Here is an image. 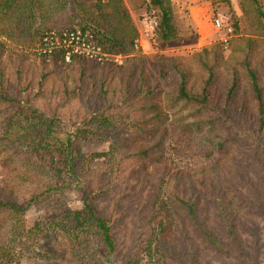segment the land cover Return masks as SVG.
Returning <instances> with one entry per match:
<instances>
[{"label":"trees","instance_id":"obj_1","mask_svg":"<svg viewBox=\"0 0 264 264\" xmlns=\"http://www.w3.org/2000/svg\"><path fill=\"white\" fill-rule=\"evenodd\" d=\"M142 2L156 40H176L171 0ZM239 8L228 41L151 59L123 0H0V264L21 247L46 264H263L264 8ZM72 33L81 54L56 44ZM178 106L210 151L199 166L165 158ZM91 137L111 141L96 166ZM69 189L81 208L49 221V248L34 250L42 228L25 229L24 213Z\"/></svg>","mask_w":264,"mask_h":264},{"label":"rangeland","instance_id":"obj_2","mask_svg":"<svg viewBox=\"0 0 264 264\" xmlns=\"http://www.w3.org/2000/svg\"><path fill=\"white\" fill-rule=\"evenodd\" d=\"M79 1L90 3L95 0ZM260 2L264 8V0H260ZM123 3L139 32V39L142 45L140 50L151 59L156 55L188 56L204 47H209L216 41H228L232 37L233 31L232 33H228L225 28L216 29L213 26L216 18L221 19L224 24L229 25L231 28H233V22L239 21L241 30L244 28L239 0H171L178 29V38L171 42L162 43L156 40L155 32L146 29L143 23L145 15H148L151 19H156L155 11L146 7L142 0H123ZM31 59L34 60V54L31 55ZM186 113L187 111L181 109L179 106L170 110L169 121L165 124L168 130V138L166 139L164 151L165 158L170 163L184 168L199 166L211 159L205 156V154L208 155L210 152L205 149L207 146L206 142L200 137L195 136L193 131L183 129L182 118ZM190 120L191 118H188L186 121L189 122ZM110 143V140H99L95 137H91V139L85 140L82 143L83 153L89 158L94 157V161L90 163L91 166H96L102 162V158L98 157V155L101 156V154L107 152ZM212 158H215V156ZM3 177L4 171L0 166V181ZM80 208V193L73 189H69L62 194L56 193L51 198L30 207L24 213V228L27 230L33 228L42 229L35 233L37 236L34 244H28L36 246L34 250L39 247L41 249L44 247L49 248L48 244L52 240L50 238L45 239L43 234L46 228H49V221L60 220L63 210L78 211ZM122 224L123 227L120 230V233H122L121 239L122 243L126 244L132 229L131 219H126ZM261 226L264 244V220L261 221ZM156 228L158 229V227ZM88 242L92 243L91 241ZM53 243L60 248L58 242ZM15 253L13 264H46L39 259L36 253L25 251L24 247H21L19 250L16 248ZM220 259L227 261L228 256ZM261 259L264 264V246ZM209 264L222 263L220 260L211 257Z\"/></svg>","mask_w":264,"mask_h":264},{"label":"built area","instance_id":"obj_3","mask_svg":"<svg viewBox=\"0 0 264 264\" xmlns=\"http://www.w3.org/2000/svg\"><path fill=\"white\" fill-rule=\"evenodd\" d=\"M143 23L145 25V28L150 30L151 32H154L156 27H157V20L156 19H151L148 15H145L144 16V19H143ZM213 26L220 30L222 28H225L227 30L228 33H232V28L229 26V25H226L223 23V21L219 18H216L213 22ZM50 39L52 38H45L44 41H49ZM56 41V44L59 45V44H62V47H64L65 49L69 48L70 46L74 45L75 47L73 48V52H77L79 54H81V49L79 48V45H78V42H79V38L76 34H65L61 41L60 39L56 38L55 39ZM51 44V43H50ZM141 43H140V39L138 38L136 41H135V48H139L141 47ZM70 54L71 52L70 51H67L66 54H65V60L66 61H69L70 60ZM114 61L118 64H121V60H120V57H116L114 59Z\"/></svg>","mask_w":264,"mask_h":264}]
</instances>
